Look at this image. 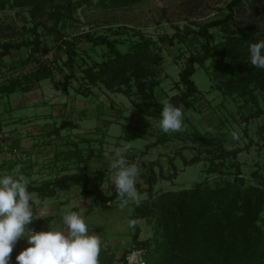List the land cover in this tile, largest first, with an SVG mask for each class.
<instances>
[{
  "label": "trees",
  "instance_id": "trees-1",
  "mask_svg": "<svg viewBox=\"0 0 264 264\" xmlns=\"http://www.w3.org/2000/svg\"><path fill=\"white\" fill-rule=\"evenodd\" d=\"M53 1L0 0L1 8L7 4L14 7H30L29 12L34 19L33 25L26 28L32 36L26 40L1 43L0 60L5 54H11L15 49L26 45L24 47H27L28 52L24 56L25 62L21 65L33 59L38 61L30 72L3 81L0 84V93L27 91L45 78L55 80L57 88L69 92L73 79H78L82 86V93H89L93 85L103 86L129 96L137 106V112L160 117L162 105L159 103L156 88L162 81L157 77L162 55L156 51V48H161L157 40L139 30V38L132 40L126 50H121L118 46L120 40L116 37L112 38L108 33L88 29L67 34L62 28L65 20L68 17L76 18L73 16V9L89 0H65L63 3L56 4H53ZM138 1L140 0H102V4L119 7ZM244 1L230 0L227 4L229 11L223 18L199 23L198 29L186 26L181 30L178 27V31L173 35L159 36L169 44L180 41L190 44L191 48L180 66L178 78L173 82V87L177 91L167 97L175 106L183 105L185 109L197 108L203 92L194 74L198 67L208 69L207 60L210 59L211 73L214 77L222 78L219 87L223 92L238 93L246 97L245 101L250 98L257 104L256 110L244 116L245 120L264 114V108L260 106L256 93L257 90L264 91V69L251 64L248 49L250 43L264 40V38L241 27L230 29L223 34L211 30L212 27L221 25L234 17L236 7ZM50 5L53 10H48ZM47 12L53 18L50 25L42 19L43 14ZM40 26L52 36L55 49L52 59L41 60L36 57V52L47 53L53 46L48 40L45 41L43 33L39 31ZM202 36L205 41L200 40ZM218 36L221 37L220 40H217ZM194 38L198 41L196 44L194 42L196 40L193 41ZM187 39H190L192 44ZM82 42L91 43L92 47L106 45L107 51L104 58L91 59L88 58L91 57L89 54L85 57L81 52L86 51L85 48L82 50L83 48L80 47ZM192 45L198 46L192 49ZM21 65L17 63L11 66ZM78 72L82 74L79 76ZM57 75L60 77L56 78ZM76 123L68 119L62 121L60 127ZM170 135L171 133L165 134L161 131L157 134L156 140L148 143L146 148L171 139ZM206 137V134L198 128L186 131L185 135L180 136L187 143L189 141L195 143ZM239 151L240 148L220 146L218 151H207L210 153L207 158L211 166L216 163V159H221L222 163L226 158L235 159ZM144 152L145 150H142V153ZM178 155L187 165L200 161L202 158L201 154H195L188 159L181 150H175L174 154L168 155L172 172L168 174L161 172V177L172 179L177 175L175 158ZM140 156L136 152L132 158H137L139 163H143ZM22 160L24 159L8 160V162L14 166ZM232 165L236 167V174L232 181L217 185L197 181L189 187L163 191L155 189L158 173L152 166L150 174L147 175V186L142 187L140 183L135 185L140 191L146 192L147 196L140 200L139 205L134 204V210L129 215V220L135 221L132 243L125 247L118 257L110 247L101 245L99 264H116L115 261L127 264L126 254L133 248L145 249V264H264V166L263 171L254 172L260 177L258 183H251L247 182L241 174L240 163L233 162ZM210 166L208 169L213 170ZM72 183L80 184L81 193L94 195L97 201L108 203L117 198L115 188L108 193L101 187L89 185V174L86 172L28 182V191H36L42 197L54 196L59 190L70 187ZM50 218L51 216L37 218L28 227L40 226ZM137 218H146L153 222L152 236L140 237L141 226L136 222ZM28 246L26 239L18 240L11 253L10 264H17L16 256Z\"/></svg>",
  "mask_w": 264,
  "mask_h": 264
},
{
  "label": "rangeland",
  "instance_id": "rangeland-1",
  "mask_svg": "<svg viewBox=\"0 0 264 264\" xmlns=\"http://www.w3.org/2000/svg\"><path fill=\"white\" fill-rule=\"evenodd\" d=\"M64 1L54 0L53 4L63 3ZM229 1L140 0L132 4L111 7L104 6L102 0H89L73 9V16L76 18L68 17L62 28L67 34H75L88 29L108 33L112 38L116 37L120 40L118 46L121 50H126L132 40L139 38V30L157 40L158 46H161V48H156V51H159L162 55V62L157 77L162 81L156 88V93L158 94V98L161 99L177 91L173 87V82L178 78V71L187 57L190 44L185 43L186 45L188 44L187 47L180 41L169 44L167 41L160 39L159 36L173 35L178 31V27L181 30L186 26L198 29L199 23L202 24L212 19L223 18L229 11L227 5ZM29 8L28 6L14 7L10 6V4H7L3 8L0 7V49L2 42H17L22 39L26 40L32 36L26 30L34 22ZM48 10H53V7L50 5ZM42 19L48 25L53 22V18L49 15V12L44 13ZM238 27L261 35L264 38V0H245L240 6L236 7L234 17L221 25L212 27L211 30L223 34L230 29ZM39 31L43 33L45 41L48 40L53 45L52 36L46 33L47 30L40 26ZM220 39L221 37L218 36L217 40ZM200 40L205 41V38L202 36ZM187 41L191 43L190 39H187ZM193 41L195 44L198 42L196 38ZM24 46L15 50L25 56L28 51L27 47ZM197 46L192 45V49ZM80 47L83 48L82 50L86 49L85 52L81 51L85 57L89 54L91 57L88 58L97 60L104 58L107 51L106 45L92 47L91 43L87 42L80 43ZM52 50H54V45L52 46ZM179 52L181 55L178 56L177 53ZM7 63L4 59L0 60V66ZM8 64L13 65L12 63ZM207 65L208 69L198 67L194 74V78L203 92V96L200 97L199 103H197V108L185 109L183 105H180L184 113L185 133H171V139L154 144L148 147V149L146 148L147 144L154 142L157 134L161 132L158 129L160 117L137 112V106L124 93L113 92L104 87L108 92L107 96L114 103L116 101L115 106L117 109H114L117 112L113 111V108L109 106L95 107L94 109H90V112L79 111L77 108L70 113V118L72 117L74 122H79L77 127L83 130L81 134L98 137L99 142L105 137V143L111 146L115 152L121 150L123 153L125 146L128 147V151L124 152L123 155H129L130 151L133 154V152L142 153V150H145L146 154L142 155L143 157L141 158L144 162L139 163V175L136 180L142 183V187L147 186V175L150 174L152 166L158 173L155 189L159 191L189 187L197 181H206L211 185L224 184L227 181H232L235 177L236 167L232 165L233 162L240 163L241 174L246 178L247 182L258 183L260 177L255 175L254 172L256 170L263 171L264 166V138H262L264 135V114L246 121L244 116L246 117L247 114L256 110L257 104L252 102L250 98L245 101L246 97H242L238 93L228 94L223 92L221 87H219L222 78L212 75L210 59L207 60ZM256 93L260 106L264 108V91L257 90ZM62 96L67 97V93ZM71 98L68 97V108H71ZM61 107H63V103ZM15 111L17 112L15 114L19 115L33 112L34 109L31 107L23 109L21 107ZM119 112L122 114L120 115ZM63 117L66 118L67 115H60L57 121L58 124L61 123L60 120ZM73 126L67 125L64 128L71 130ZM86 128H89V130L87 131ZM193 128H198L202 133H205L206 139L195 143L190 141L187 143L180 138L181 135L186 134V131H190ZM209 129H212V131H209ZM233 132L238 134V139H233L231 135ZM133 133H136V135H133ZM96 145L102 146L101 144L98 145V143ZM220 146L225 148H240V151L235 159L233 157L226 158L224 163L221 162V159H216V163L210 166L211 163L207 158V155L210 153L207 151H218ZM175 150H181L188 159L195 154H201L202 158L200 161L187 165L181 156L178 155L175 158L177 175L172 179L161 177V172L165 174L172 172V168H170L168 162V155L174 154ZM128 162L135 163L136 158H131V161ZM209 166L213 170H209ZM111 171L110 169L108 177L102 184L101 182H90L89 185H96L99 188L107 189V192L111 193L115 188L111 180L113 174V171ZM77 190H79L78 187L72 186L71 192L74 191L76 193ZM137 191L140 200L147 196L146 192H142L138 188ZM89 199V197H86L85 201L88 202ZM51 200H53L54 205L57 204L56 200ZM35 202H37L36 204L39 203L37 200ZM99 202L103 203L102 201ZM108 202H110V204L108 203L109 205H112L111 207H106L104 203L101 207L109 208V211L112 210L111 213H114L112 225L116 232V241L120 242L121 240L125 242V245L130 241L131 244L132 237L131 235L129 236L131 230L126 216L133 212L135 202L130 201L127 207L123 209L124 215L118 212V210L122 211L118 197ZM54 208L56 209V207ZM96 212L100 211L98 209H91L88 218L91 220V214ZM36 213H45L41 205H36ZM135 220L141 226V238L152 236L153 222L151 223L146 218H137ZM101 232L103 235H106L105 228ZM128 236L129 239H127ZM21 239L23 238L19 240ZM122 251L117 254V257L121 255ZM115 263L122 264L121 261H115Z\"/></svg>",
  "mask_w": 264,
  "mask_h": 264
},
{
  "label": "crops",
  "instance_id": "crops-1",
  "mask_svg": "<svg viewBox=\"0 0 264 264\" xmlns=\"http://www.w3.org/2000/svg\"><path fill=\"white\" fill-rule=\"evenodd\" d=\"M3 59L12 64L21 65L25 62L24 55L19 54L18 51L5 54ZM77 74L80 76L82 73L78 72ZM58 77L60 76L57 75L56 78ZM64 92L67 93V97L62 96L65 94ZM107 94V90L98 85L91 86L89 93H82V86L78 79H73L69 92H66L57 88L55 80L51 78L40 80L27 91L16 90L10 94L0 93V131L8 130L9 140L12 144L20 146L26 151V157L19 164L23 165L21 173L26 180L28 179V182L54 179L64 174L77 172L88 173L92 183L101 182L102 184L106 180L108 172H110L109 161L115 154V150L105 143V137L99 142L98 137L81 134L83 130L77 127L79 122L73 126V129L66 130L65 126L60 127V123L58 124L57 121L60 115H67L66 118L63 117L60 120L61 122L68 119L74 120L72 117L70 118V113L77 108L79 111L90 112V109L95 107L109 106L117 112L115 110L117 109L116 101L114 103ZM68 97H72L71 108H68ZM62 103L63 107H61ZM21 107L23 109L31 107L34 111L15 114L17 113L15 110ZM88 115L90 114L88 113ZM73 116L75 115L73 114ZM86 130L88 131L89 128ZM4 141L0 138V174L11 173L17 165L12 166L8 160L3 158L2 143ZM96 143L102 146H97ZM131 152L129 155H124L127 161H131L133 157L134 152L133 154ZM137 154H140V158H142V155L146 153ZM135 164L140 165L137 158ZM136 183L142 185L139 181ZM74 185L79 189L76 193L71 192ZM81 188L80 184H71L70 187L59 190L56 195L46 197L38 195L36 191L31 192L34 215L43 216V218L51 216L46 223L34 227L38 231H46L49 224L63 228L62 215L68 211H76L84 217L90 232L99 237L101 245L109 246L119 254L125 247L130 246V241L126 245L121 240L120 242L116 241V232L112 225L114 213L112 214V210L109 211V208H106L112 205L102 201L106 207H101L103 203L97 201L94 195L82 194ZM104 190L107 191V189ZM86 197L91 199L90 203L85 201ZM51 199L56 200L57 204L54 205ZM36 200L39 202L38 204H36ZM36 205H41L45 213L37 214ZM91 209H98L100 212L91 214L90 220L88 215H90ZM118 212L124 215L123 210H118ZM129 215L126 216L127 220H129ZM104 228L106 235L101 232ZM130 230L129 236L132 237L133 228Z\"/></svg>",
  "mask_w": 264,
  "mask_h": 264
},
{
  "label": "clouds",
  "instance_id": "clouds-1",
  "mask_svg": "<svg viewBox=\"0 0 264 264\" xmlns=\"http://www.w3.org/2000/svg\"><path fill=\"white\" fill-rule=\"evenodd\" d=\"M248 49L251 64L264 69V40L250 43ZM159 103L162 105L159 129L165 134L184 132L182 108L175 106L167 97L161 98ZM231 135L238 139L236 132ZM123 151L127 152L128 147L125 146ZM22 167L17 164L11 173L0 174V264H10L11 253L20 238L26 239L29 246L16 256L17 264H99L101 241L90 232L79 212L64 213L63 228L49 224L46 231H35L28 227L33 220L43 216L33 213L32 193L28 191V181L21 173ZM109 167L113 170L111 180L120 209L126 208L130 201L139 205L135 186L138 166L129 163L122 151L117 150L109 161ZM128 226L135 227V221L128 220Z\"/></svg>",
  "mask_w": 264,
  "mask_h": 264
},
{
  "label": "built area",
  "instance_id": "built-area-1",
  "mask_svg": "<svg viewBox=\"0 0 264 264\" xmlns=\"http://www.w3.org/2000/svg\"><path fill=\"white\" fill-rule=\"evenodd\" d=\"M55 54L54 50H49L48 53H42L41 51L36 52V57L45 60V59H52ZM38 61L30 60L26 62V64L21 66H11L9 64H4L0 66V84L9 79L10 77H15L18 75L26 74L30 72L36 65ZM0 138L6 139L2 143L3 148V158L6 160H21L26 157V151L21 148L20 146L13 145L12 142L9 140V131L3 130L0 131ZM31 229L38 231L34 226L30 227ZM145 249L144 248H133L126 254L127 264H145Z\"/></svg>",
  "mask_w": 264,
  "mask_h": 264
}]
</instances>
